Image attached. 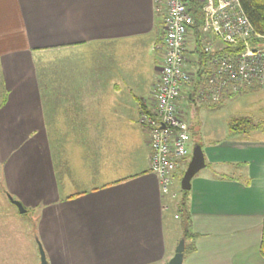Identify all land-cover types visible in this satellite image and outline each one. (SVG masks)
<instances>
[{"label": "crops", "instance_id": "1", "mask_svg": "<svg viewBox=\"0 0 264 264\" xmlns=\"http://www.w3.org/2000/svg\"><path fill=\"white\" fill-rule=\"evenodd\" d=\"M162 17L153 0H0L1 175L44 204L48 264H165L182 238L137 123L163 62ZM247 136L202 145L182 264H264V140Z\"/></svg>", "mask_w": 264, "mask_h": 264}, {"label": "built area", "instance_id": "2", "mask_svg": "<svg viewBox=\"0 0 264 264\" xmlns=\"http://www.w3.org/2000/svg\"><path fill=\"white\" fill-rule=\"evenodd\" d=\"M153 1L163 15L164 57L146 110L139 109L137 122L148 131L149 167L158 178L159 190L172 199L177 195L173 174L189 155L182 110L191 96L190 86L198 66L185 54L188 29L193 22L188 0ZM198 1L202 3L205 51L216 48L213 38L219 40L220 47L239 44L241 48L211 57L208 71L194 94L197 101L214 104L223 96L240 93L245 88H264V35L255 30L240 0Z\"/></svg>", "mask_w": 264, "mask_h": 264}, {"label": "rangeland", "instance_id": "3", "mask_svg": "<svg viewBox=\"0 0 264 264\" xmlns=\"http://www.w3.org/2000/svg\"><path fill=\"white\" fill-rule=\"evenodd\" d=\"M212 43L219 44V40L213 38ZM191 44V37L188 36V49H190ZM51 56H53L52 53ZM187 57L189 60L194 58L190 54ZM38 60L41 59H35L37 62ZM38 70L41 79V61L38 62ZM183 105L182 118L186 122L188 130L189 155L186 158L187 161L195 143H200L204 147L215 140L227 138V124L232 116L249 115L256 121L264 122V88H245L242 92L227 95L212 105L202 104L200 101H196L195 106H190V108H188L187 103H183ZM243 139L264 140V130H256ZM227 168L229 175L237 176L239 174L236 165L231 164ZM5 174V172H2L1 175L0 168V264H40L38 244L40 243L42 248L43 245L39 237L38 225L44 204L42 202L32 203L19 198L21 197L19 194L11 192L6 186ZM175 179L176 183L179 184L180 179L177 177ZM7 195L20 200L25 208V213L18 212L17 207L9 200ZM176 199L177 197L172 199L173 203ZM172 224L170 227L174 231L175 226ZM179 228L181 235L182 230L181 227Z\"/></svg>", "mask_w": 264, "mask_h": 264}, {"label": "trees", "instance_id": "4", "mask_svg": "<svg viewBox=\"0 0 264 264\" xmlns=\"http://www.w3.org/2000/svg\"><path fill=\"white\" fill-rule=\"evenodd\" d=\"M243 11L248 17L249 21L255 28V30L260 34L264 35V0H240ZM188 7L190 14L193 18V22L188 29V35L191 37L192 44L190 49H186L185 54H190L193 56V59H190V62L198 66L195 73V80L190 86L191 96L187 98L185 104L187 103L188 108L195 106L197 99L194 94L198 86L203 81L205 74L208 71V63L212 56L222 52H234L241 48V45L237 44L234 47L232 46H222L216 47L214 50L206 52L204 49V35L202 34V23H203V11L202 3L198 0H188ZM164 35V31H163ZM163 39V37H162ZM164 45V44H163ZM231 95V94H229ZM4 98L0 100V106L4 103ZM203 104V103H202ZM212 105V104H208ZM145 103H142L140 108L145 109ZM264 122L254 120L249 115H237L232 116L228 121V137L232 136H246L256 130H264ZM218 142V141H215ZM187 161V160H186ZM185 161V164L187 162ZM184 168L178 173L173 174L174 177L181 178ZM188 194L189 190H182L178 186V196L175 200L174 207L177 216L179 217L180 226L182 229L181 236L186 239L189 236L188 227L190 224V212L188 208ZM25 213V212H24ZM186 250V247H185ZM259 252L260 255L264 258V213L262 217V226H261V238L259 243Z\"/></svg>", "mask_w": 264, "mask_h": 264}, {"label": "water", "instance_id": "5", "mask_svg": "<svg viewBox=\"0 0 264 264\" xmlns=\"http://www.w3.org/2000/svg\"><path fill=\"white\" fill-rule=\"evenodd\" d=\"M203 167H205L204 152L201 144L195 143L192 147L189 161L187 162V165L179 181L180 189L189 190L191 185V179ZM7 196L9 200L17 207L18 212L22 213L25 211V208L20 200L14 199L10 195ZM184 248V238L182 237L178 240L174 248L173 255L165 264H182ZM38 252L40 256V264H45L47 260L45 252L40 243L38 244Z\"/></svg>", "mask_w": 264, "mask_h": 264}, {"label": "bare ground", "instance_id": "6", "mask_svg": "<svg viewBox=\"0 0 264 264\" xmlns=\"http://www.w3.org/2000/svg\"><path fill=\"white\" fill-rule=\"evenodd\" d=\"M240 5H241V3H240ZM242 7V6H241Z\"/></svg>", "mask_w": 264, "mask_h": 264}]
</instances>
